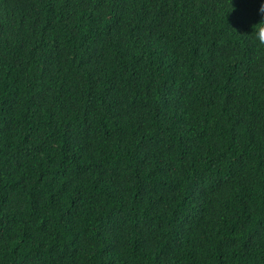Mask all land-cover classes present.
<instances>
[{
  "label": "trees",
  "instance_id": "16d2710c",
  "mask_svg": "<svg viewBox=\"0 0 264 264\" xmlns=\"http://www.w3.org/2000/svg\"><path fill=\"white\" fill-rule=\"evenodd\" d=\"M259 4L0 0V264H264Z\"/></svg>",
  "mask_w": 264,
  "mask_h": 264
},
{
  "label": "clouds",
  "instance_id": "9594fccd",
  "mask_svg": "<svg viewBox=\"0 0 264 264\" xmlns=\"http://www.w3.org/2000/svg\"><path fill=\"white\" fill-rule=\"evenodd\" d=\"M264 4V0H260L259 7L257 8V15L260 17V20H264V6H261ZM257 36L261 40L262 43H264V35H261L260 33H257Z\"/></svg>",
  "mask_w": 264,
  "mask_h": 264
}]
</instances>
